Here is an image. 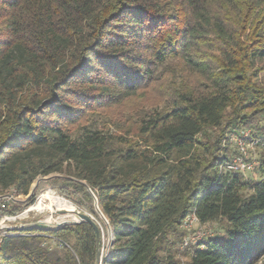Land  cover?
<instances>
[{
    "label": "trees",
    "instance_id": "obj_1",
    "mask_svg": "<svg viewBox=\"0 0 264 264\" xmlns=\"http://www.w3.org/2000/svg\"><path fill=\"white\" fill-rule=\"evenodd\" d=\"M262 123L264 0H0V195L60 176L38 190L102 223L97 199L101 264H264V177L220 172ZM193 214L219 232L186 245ZM96 254L82 223L8 235L0 264Z\"/></svg>",
    "mask_w": 264,
    "mask_h": 264
},
{
    "label": "built area",
    "instance_id": "obj_2",
    "mask_svg": "<svg viewBox=\"0 0 264 264\" xmlns=\"http://www.w3.org/2000/svg\"><path fill=\"white\" fill-rule=\"evenodd\" d=\"M250 135V131L240 134L233 133L230 135V142L235 145L240 156L221 165V173H248L256 169L259 164L257 149L264 151V136L251 139ZM31 197V195L27 197L23 196L17 189H10L5 194L0 195V249L3 238L8 235H16V228L21 224L28 223L32 216L44 212V210L40 211L37 208L43 199L40 200L39 204H36V202L30 204L29 201ZM200 226V221L195 214L188 217L184 225V228L190 232L186 240V245L196 244L203 240L204 233L201 230L202 228H198ZM192 231L194 234H191ZM55 241L56 240H54V243ZM104 253L105 250L103 249V254Z\"/></svg>",
    "mask_w": 264,
    "mask_h": 264
},
{
    "label": "rangeland",
    "instance_id": "obj_3",
    "mask_svg": "<svg viewBox=\"0 0 264 264\" xmlns=\"http://www.w3.org/2000/svg\"><path fill=\"white\" fill-rule=\"evenodd\" d=\"M260 126H264V124L262 123ZM227 143V142H226ZM227 146H228V143H227ZM257 152H258V161L260 159H264L262 156H264V151L261 150V149H257ZM264 175L263 173H261L259 171V169H255L253 172H250V173H247L245 176H244V179L246 181H260L261 179H263ZM42 182H45V181H42ZM37 183V182H36ZM36 183L33 185L32 189L35 187ZM40 185V184H39ZM39 188V186H38ZM38 188L36 189L35 193L38 192V196H37V200H36V204H39L40 200L43 199V197L48 194V193H53L54 196L58 199V204L55 205L56 209L59 210V209H70V211L74 210L75 211H80L82 213H86L90 216H92L94 219H96L92 214H90L88 212L87 209L85 208H80V209H77V207L71 202L69 201L68 199L60 196L56 191L52 190L51 188L49 187H45V188H41L38 190ZM38 190V191H37ZM31 193H32V190H31ZM30 193V195H31ZM34 193V194H35ZM50 213L49 211L47 210H44V212H40L39 214H37L36 216H32L29 220L28 223H36V222H41V221H46L48 220V218L50 217ZM100 216V215H99ZM101 217V216H100ZM60 218V219H59ZM69 219L68 218H65V216L63 215H57V214H52V219L50 220L49 223L51 224H60L64 221H68ZM102 223H99L100 226H101V230H102V249H107L109 243H110V229H109V226L108 224L104 221V219L102 218ZM198 228H202V232L204 233V238H207V237H212L214 235H216L218 232H219V226L217 223H210V224H207V225H201L200 227ZM189 232V231H188ZM190 234V232H189ZM191 234H194V232L192 231ZM196 235V234H195ZM193 236V235H191ZM182 260H185L184 257L182 258Z\"/></svg>",
    "mask_w": 264,
    "mask_h": 264
},
{
    "label": "water",
    "instance_id": "obj_4",
    "mask_svg": "<svg viewBox=\"0 0 264 264\" xmlns=\"http://www.w3.org/2000/svg\"><path fill=\"white\" fill-rule=\"evenodd\" d=\"M60 176H51L48 178H42L39 179L35 185V187L32 189V193L31 196L34 195L36 189L38 188L39 184L42 181H48L50 179L53 178H59ZM96 210L98 212V214L101 216V219L103 218L104 221L108 224V221L106 220V218L104 217V215L102 214V212L99 209L98 206V202L96 199ZM55 214H59V215H63V216H70L71 217L68 221H64L60 224H49L46 221H41V222H36V223H25V224H21L18 228H16V232H30V231H34V230H38L41 232H57L60 231L68 226H75L78 224H82V223H87L89 225H91L95 231L96 234V241H97V254H96V258H97V264H101L102 262V257H103V249H102V230H101V226L99 224V222L96 221V219H94L92 216L86 214V213H82L80 211H75L74 208L71 212L68 211H63V212H56ZM110 243L108 245V249L111 248L112 244H113V240H114V235H113V231L111 230L110 226Z\"/></svg>",
    "mask_w": 264,
    "mask_h": 264
},
{
    "label": "bare ground",
    "instance_id": "obj_5",
    "mask_svg": "<svg viewBox=\"0 0 264 264\" xmlns=\"http://www.w3.org/2000/svg\"><path fill=\"white\" fill-rule=\"evenodd\" d=\"M58 202H59L58 199L54 196L53 193H48L43 197L42 202L37 207L40 211L47 210L51 214L47 220V223H49L50 220L52 219V214H54L56 212H63V211L71 212L70 209H59V210H57L55 205H57ZM69 216H70V214H69ZM69 216H65V218L70 219L71 217H69ZM49 224H51V223H49Z\"/></svg>",
    "mask_w": 264,
    "mask_h": 264
}]
</instances>
